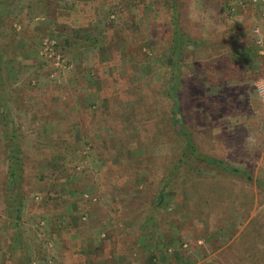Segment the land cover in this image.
Instances as JSON below:
<instances>
[{"label":"rangeland","instance_id":"374dc122","mask_svg":"<svg viewBox=\"0 0 264 264\" xmlns=\"http://www.w3.org/2000/svg\"><path fill=\"white\" fill-rule=\"evenodd\" d=\"M79 1L0 0V264H264V186L255 180L264 181V54L250 65L238 55L251 40L264 49L258 25L244 34L255 23L246 10L259 1L176 0L180 27L202 42L182 49L186 124L201 153L253 180L199 164L195 180L177 178L158 208L169 129L138 148L151 159L139 174L126 181L123 165L125 137L154 134L165 111L157 86L171 61L169 0H81L84 10ZM129 9L137 29L126 27ZM131 77L151 91L152 118L109 128V101L130 103L121 89ZM14 143L20 211L7 174ZM80 179V193L59 189Z\"/></svg>","mask_w":264,"mask_h":264},{"label":"trees","instance_id":"16d2710c","mask_svg":"<svg viewBox=\"0 0 264 264\" xmlns=\"http://www.w3.org/2000/svg\"><path fill=\"white\" fill-rule=\"evenodd\" d=\"M97 1V0H96ZM128 0H119L118 3H122ZM85 1H79V6L81 9L84 10L85 7ZM127 7V5H125ZM169 7L172 8V15H171V21H172V28H171V39H170V46L169 50L171 53V61L166 65L165 71L162 74V81L157 86V95H158V102L161 106H163L164 102L166 104L165 111L158 115V118H160L157 122H155L154 127L152 129L154 130V134L145 136V137H139V135H133L129 134L125 137V145L128 148L129 152L125 156V162L124 165L127 170V180H129L131 175H137L140 170H143L144 167H146L147 162H150L151 159L149 157L150 154H143L139 152V149L144 147L145 145H154L159 143L162 140V137H164L163 132L164 128L169 129L168 132H166V138L169 140H172V143H170V150L171 154L170 157L166 163V169L164 171L163 176L158 180L155 181V198H156V204L155 206L158 208L159 205L164 201L165 199V191L167 192L168 189L172 187V185L175 184L177 178H183V180H189L194 181L195 175L200 174L199 169L201 166L199 164H206L211 167H219L220 169H223L225 172L229 174H237L240 176H244L249 181L253 180V177L247 172L244 171L238 167H234L230 165L228 162H226L223 159H219L210 155H206L201 153L196 143L192 137V132L188 128L185 117L182 111L181 101H180V94L182 89V79H181V69L183 67V61H184V55H182V49L186 47V45H198L202 42L197 41L190 37L186 32L182 30V28L179 25L178 22V11L176 6V0H169ZM129 19L132 20V25H126L128 28H134L137 29L138 26L136 25V21L134 20L135 14L132 12L131 9H129ZM111 11V9H110ZM111 12H109L110 14ZM133 29V30H134ZM109 38H111L109 36ZM111 40V39H110ZM244 49L242 52H240L238 55L241 56V60L250 65L252 63V57L254 55H258L257 50L258 46L255 44L253 40L246 43L243 47ZM115 78V77H114ZM128 78V83L126 86L121 89L123 93H126L131 97V101L129 104H125L123 98L120 99H112L109 101L108 108L111 110L110 112L105 113L106 114V123L109 128H112V125L117 120H121L120 123L122 124H130L134 121H137L139 118H144L146 120H149L152 118L153 113L151 112V107L153 104L146 99H150L151 97V91L146 90L145 84L140 81L133 80V77L131 79ZM1 73H0V81H1ZM153 99V97H151ZM164 104V105H165ZM104 112V111H103ZM151 112V113H150ZM142 113V115H141ZM108 116L111 117L112 123H109ZM3 123H4V130L6 133V136L8 139L12 140L13 134H15L14 127H10L9 123H7V119L5 117H2ZM135 132V130H134ZM15 142L14 140H12ZM139 148V149H138ZM57 153L58 151H54ZM20 147L17 145V143H14V151L11 154L10 160L11 165L8 167V181H12L15 184V187L12 188L14 190V193L12 194L11 198L14 201H16V205H14V208L16 211H20L21 206V182H22V174L23 169L21 167L22 163V157L20 156ZM56 153V154H57ZM63 158L67 161H71V159L76 158L77 156L72 152V155H62ZM86 156V155H83ZM20 162V163H19ZM101 170V169H99ZM45 171H40L39 178H43V174ZM56 175L54 177V181H51L49 183V186H57V181L60 179V177L65 173L64 170H57L55 171ZM117 174H119V171H117ZM121 176V175H120ZM186 178H184V177ZM84 178H88V175L84 176ZM258 184L264 186V181L261 179H255ZM70 182V181H69ZM181 182V181H180ZM82 180H78V185L76 186L74 184L73 187H71V190H66L67 186L70 184L68 182L61 184L59 186L60 190H63L64 192L72 191V192H78V187H82ZM72 186V185H71ZM207 187V186H206ZM83 188V187H82ZM212 189L209 188L208 194H212ZM78 190V191H77ZM71 192V193H72ZM190 192V191H189ZM80 193V191H79ZM192 193L190 192V195ZM193 212V210H192ZM150 221V218L148 219ZM145 223V224H144ZM143 223L142 228V234L149 235V228L152 225V223ZM142 242V243H141ZM139 244H143L144 241H141ZM147 244V242H146Z\"/></svg>","mask_w":264,"mask_h":264},{"label":"crops","instance_id":"0c3cea01","mask_svg":"<svg viewBox=\"0 0 264 264\" xmlns=\"http://www.w3.org/2000/svg\"><path fill=\"white\" fill-rule=\"evenodd\" d=\"M259 2L257 3H252V7H248L246 12H247V17H249V22L251 21L255 22L252 25L248 26L244 30V34L250 35L252 34V27L256 24L258 25L259 29L261 30L262 36L264 37V0H258ZM249 23V24H250ZM260 33V34H261ZM258 55L264 54V49L263 48H258L257 50ZM259 70V69H258Z\"/></svg>","mask_w":264,"mask_h":264}]
</instances>
